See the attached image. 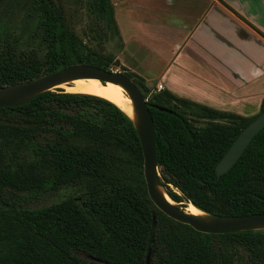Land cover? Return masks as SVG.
I'll list each match as a JSON object with an SVG mask.
<instances>
[{
  "label": "trees",
  "instance_id": "16d2710c",
  "mask_svg": "<svg viewBox=\"0 0 264 264\" xmlns=\"http://www.w3.org/2000/svg\"><path fill=\"white\" fill-rule=\"evenodd\" d=\"M18 7L27 10L28 39L9 30ZM94 10L117 28L111 0H94ZM74 65L109 71L86 56L53 0H0V89ZM132 76L146 91L144 79ZM148 105L159 183L173 202L215 217L264 214V130L230 171L221 177L216 171L264 112V100L250 118L167 90ZM0 144V264H264V230L204 234L153 204L139 132L104 98L56 89L0 109ZM65 187L84 193L35 209L13 198Z\"/></svg>",
  "mask_w": 264,
  "mask_h": 264
},
{
  "label": "crops",
  "instance_id": "0c3cea01",
  "mask_svg": "<svg viewBox=\"0 0 264 264\" xmlns=\"http://www.w3.org/2000/svg\"><path fill=\"white\" fill-rule=\"evenodd\" d=\"M111 2L126 49L142 51L144 71L157 61L167 91L246 118L261 110L264 0Z\"/></svg>",
  "mask_w": 264,
  "mask_h": 264
},
{
  "label": "water",
  "instance_id": "95a60500",
  "mask_svg": "<svg viewBox=\"0 0 264 264\" xmlns=\"http://www.w3.org/2000/svg\"><path fill=\"white\" fill-rule=\"evenodd\" d=\"M80 78L97 79L102 83L113 82L121 84L129 92L132 100L136 104V108L142 121L141 128H136L139 132L143 149L144 177L148 195L153 204L162 213L169 218L188 225L194 230L204 234L224 235L246 230H264V214L234 217H215L210 215L215 220L212 223H206L188 214L184 210L185 208L181 209L174 204L175 202L170 199L159 183L161 175L157 162L156 131L148 101L145 99L136 83L124 74L103 70L89 65L70 66L27 82L0 89L4 95V97H0V109L21 106L43 92L54 90L55 87L53 86L63 80ZM160 110L163 112H170L166 108H160ZM262 130H264V112L240 133L238 138L229 148L228 152L218 163L216 168L218 177H221L233 168L245 153L251 142L261 133ZM157 187H161L164 190L171 202L163 199V197L157 192Z\"/></svg>",
  "mask_w": 264,
  "mask_h": 264
},
{
  "label": "rangeland",
  "instance_id": "374dc122",
  "mask_svg": "<svg viewBox=\"0 0 264 264\" xmlns=\"http://www.w3.org/2000/svg\"><path fill=\"white\" fill-rule=\"evenodd\" d=\"M25 1V0H24ZM54 5L60 12L63 21L67 24L69 29L80 40L85 49L87 57L95 59L109 65V71L117 72L130 76L134 74L137 77L144 79L146 91L141 90L144 97L146 95L147 101L152 100L156 95H160L162 92L157 90V85L160 81L157 79L156 73H158V65L154 56L149 57L153 61H156L155 65L150 66L151 71H144L146 67L141 65V53L142 51L137 48V56L132 55L133 50H127V41L121 34L119 27H109L106 20L101 17L94 10V0H53ZM16 14L9 30L20 32L26 39L30 38L31 30L30 24L26 20V9L18 7L14 9ZM129 46H131L129 44ZM149 65V64H148ZM90 66V65H89ZM138 84L140 80L132 76L131 78ZM62 89V88H55ZM64 90V89H63ZM260 111L256 112L254 116H257ZM252 116V117H254ZM208 122L201 121L202 126H206ZM1 150V144H0ZM161 175V174H160ZM83 190L79 187H65L57 192L45 193L42 195H36L35 193H18L13 196L18 205H23L28 208H40L50 206L70 197H79L83 195ZM177 207L184 209L187 206L185 204L174 203ZM83 259L92 260L90 257L80 254Z\"/></svg>",
  "mask_w": 264,
  "mask_h": 264
},
{
  "label": "bare ground",
  "instance_id": "6f19581e",
  "mask_svg": "<svg viewBox=\"0 0 264 264\" xmlns=\"http://www.w3.org/2000/svg\"><path fill=\"white\" fill-rule=\"evenodd\" d=\"M53 87L62 88L68 93L90 94L104 98L120 107L129 116L136 127H138L139 129L141 128L142 121L140 114L136 108V104L132 100L126 88L121 84L113 82L102 83L97 79L80 78L63 80ZM0 97H4L1 91ZM157 192L163 197L164 200L171 202V200L165 194L164 190L161 187H157ZM184 210L188 214L196 217L202 222L212 223L215 220L213 217L201 212L191 204H188Z\"/></svg>",
  "mask_w": 264,
  "mask_h": 264
},
{
  "label": "built area",
  "instance_id": "2783aa9c",
  "mask_svg": "<svg viewBox=\"0 0 264 264\" xmlns=\"http://www.w3.org/2000/svg\"><path fill=\"white\" fill-rule=\"evenodd\" d=\"M157 90H158L159 92L164 91V90H165L164 85H163V84H158V85H157Z\"/></svg>",
  "mask_w": 264,
  "mask_h": 264
}]
</instances>
